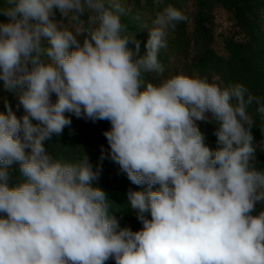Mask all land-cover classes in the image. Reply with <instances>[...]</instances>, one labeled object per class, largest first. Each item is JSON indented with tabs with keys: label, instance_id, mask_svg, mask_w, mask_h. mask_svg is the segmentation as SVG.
<instances>
[{
	"label": "clouds",
	"instance_id": "obj_1",
	"mask_svg": "<svg viewBox=\"0 0 264 264\" xmlns=\"http://www.w3.org/2000/svg\"><path fill=\"white\" fill-rule=\"evenodd\" d=\"M5 3L0 81L25 114L17 117L4 99L0 264H264V210L252 214L264 202V171L255 167L247 111L255 101L264 118V103L239 83L221 88L184 74L158 85L141 78L142 71L163 74L159 52L188 17L164 7L140 55V42L123 34L119 0ZM56 10L81 26L70 30L53 20ZM66 112L110 121L103 133L108 155L133 184L147 185L127 193L140 230L120 227L110 214L106 193L94 186L99 169L86 155L69 163L48 153L45 142L71 125ZM209 112L218 122L215 150L196 124ZM13 163L23 179L9 187Z\"/></svg>",
	"mask_w": 264,
	"mask_h": 264
},
{
	"label": "trees",
	"instance_id": "obj_2",
	"mask_svg": "<svg viewBox=\"0 0 264 264\" xmlns=\"http://www.w3.org/2000/svg\"><path fill=\"white\" fill-rule=\"evenodd\" d=\"M213 3L227 9L232 23L229 31L223 35L224 46L228 51L226 57L218 55L210 45L209 25L212 20ZM167 5L181 11L176 0H163L154 8L153 18L155 19L156 14ZM121 23L131 30L129 37H135L140 42V55H143L149 30L140 32L122 18ZM128 46L135 48L131 42ZM158 58L164 66V72L158 75L155 72L142 71L141 78L145 84L151 82L158 85L177 74H184L206 79L221 88L242 84L251 95L260 98V102L264 103V0H196L193 29L189 28L188 20L177 22L175 30L169 31L167 47L160 50ZM216 74L218 77H215ZM55 98L53 94V101ZM257 107L254 101L247 111L253 121L251 134L256 149L255 167L264 171V118L257 112ZM65 115L71 119V125L66 126L61 134H54L51 140L45 142L48 153L55 160L69 163L79 162L86 155L93 169H99V178L94 181V186L106 193L110 214L118 220L120 227H129L133 231L140 230L142 224L137 219L136 210L130 205L127 193L129 190L145 191L147 185L133 184L108 155L110 147L103 133L111 130L110 121L93 122L85 117L77 118L72 113L66 112ZM205 116V120L196 121V124L204 136L205 145L215 150L218 147L215 135L218 122L210 112ZM7 171L9 187L21 183L23 178L18 163H13ZM158 187L153 186V190ZM262 210L264 202H257L252 214L258 215ZM2 215L4 214H0ZM146 216L151 218L150 214Z\"/></svg>",
	"mask_w": 264,
	"mask_h": 264
},
{
	"label": "rangeland",
	"instance_id": "obj_3",
	"mask_svg": "<svg viewBox=\"0 0 264 264\" xmlns=\"http://www.w3.org/2000/svg\"><path fill=\"white\" fill-rule=\"evenodd\" d=\"M181 7V11L188 17V26L193 29L194 16L196 12V0H176ZM121 6L125 9L121 18L124 19L129 25L131 24L140 32L150 30L153 27L152 21L154 20L152 12L157 5V0H119ZM0 7H7L5 0H0ZM212 20L209 25L211 31V47L221 57H226L228 51L224 46L223 35L229 31L232 26L229 13L225 7L220 4L213 3L212 6ZM53 20L63 24L70 30H74L75 27L81 26L76 21L69 18L62 17L58 10L55 11V15L51 17ZM84 21L83 26L87 27V14L80 18ZM8 22V18L0 14V23ZM127 36L131 35V30L127 29L124 33ZM80 40L83 36L79 37ZM41 44L43 47H49L46 38H41ZM215 77H218L216 74ZM4 99H7L12 107L13 112L16 115L23 114L24 109L19 105L17 96L3 88V81H0V111H4ZM10 167V166H9ZM105 264H115L114 259H109Z\"/></svg>",
	"mask_w": 264,
	"mask_h": 264
}]
</instances>
